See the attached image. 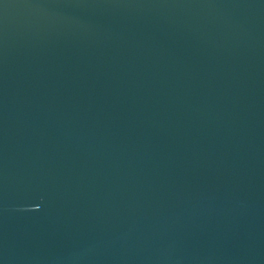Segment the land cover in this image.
<instances>
[{
  "label": "water",
  "instance_id": "1",
  "mask_svg": "<svg viewBox=\"0 0 264 264\" xmlns=\"http://www.w3.org/2000/svg\"><path fill=\"white\" fill-rule=\"evenodd\" d=\"M0 264H264V0H0Z\"/></svg>",
  "mask_w": 264,
  "mask_h": 264
}]
</instances>
